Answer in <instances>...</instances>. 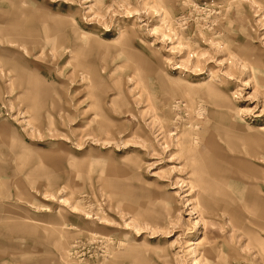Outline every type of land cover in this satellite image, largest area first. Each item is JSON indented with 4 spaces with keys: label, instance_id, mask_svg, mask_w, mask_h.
Wrapping results in <instances>:
<instances>
[{
    "label": "rangeland",
    "instance_id": "obj_1",
    "mask_svg": "<svg viewBox=\"0 0 264 264\" xmlns=\"http://www.w3.org/2000/svg\"><path fill=\"white\" fill-rule=\"evenodd\" d=\"M0 264H264V0H0Z\"/></svg>",
    "mask_w": 264,
    "mask_h": 264
},
{
    "label": "bare ground",
    "instance_id": "obj_2",
    "mask_svg": "<svg viewBox=\"0 0 264 264\" xmlns=\"http://www.w3.org/2000/svg\"><path fill=\"white\" fill-rule=\"evenodd\" d=\"M241 217H236V219L237 220H239ZM242 226V222L240 223V222H238V225L237 226ZM250 227V226H249ZM251 230V229H250ZM246 231V230H245ZM252 232V236H253V238L255 239V238H257V239H259V236L258 235H255V233L253 232V230L251 231ZM248 232H246V234H247ZM250 235H251V233H250Z\"/></svg>",
    "mask_w": 264,
    "mask_h": 264
}]
</instances>
